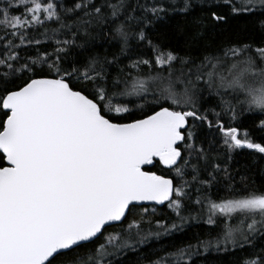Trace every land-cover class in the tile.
Segmentation results:
<instances>
[{
  "label": "snow or ice",
  "instance_id": "1",
  "mask_svg": "<svg viewBox=\"0 0 264 264\" xmlns=\"http://www.w3.org/2000/svg\"><path fill=\"white\" fill-rule=\"evenodd\" d=\"M180 2L0 0V264H120L193 221L206 230L148 264H264V186L230 171L239 150L264 157V137L233 126L247 114L264 131V42L165 51L149 30ZM221 3L264 17V0Z\"/></svg>",
  "mask_w": 264,
  "mask_h": 264
},
{
  "label": "trees",
  "instance_id": "2",
  "mask_svg": "<svg viewBox=\"0 0 264 264\" xmlns=\"http://www.w3.org/2000/svg\"><path fill=\"white\" fill-rule=\"evenodd\" d=\"M193 7L187 13L169 11L164 18L155 22L154 26L149 30V35L154 42L163 45L165 51L172 50L179 53L180 56L190 55L198 58L208 52H215L229 43H243L249 42L253 45H258L264 42V30L260 28V20L264 17L260 15H239L233 16L230 9L223 6L221 0H191ZM211 5V7L209 6ZM182 6V0L180 2ZM216 11L225 15L226 19L223 22L215 23L210 20L211 12ZM204 21L203 25H198V21ZM203 33L199 36V33ZM199 36V38H198ZM47 50L51 51L52 44H46ZM43 50V49H42ZM94 51L101 55L111 54L116 51L115 46L107 44L99 45ZM147 51L146 49H137L133 52V58L140 52ZM124 63H128L127 60ZM179 69V64L175 65ZM147 71V69H145ZM115 74V73H113ZM214 101L209 99L205 103V107L213 104ZM218 110V109H217ZM258 117L253 115H244L240 121L233 126H237L243 134L247 130L256 142H261L260 138L264 137V131L255 127ZM207 133V141L214 139L212 130L205 129ZM218 139V137H216ZM195 162V161H193ZM147 170L156 171L158 174H168L167 170L162 169L159 165L156 167L146 168ZM211 170V169H209ZM230 171L234 175L235 181L239 182L241 175L247 176L249 181H254L257 186H264V157L261 154L253 153L251 150H239L235 154L230 166ZM206 175V173H204ZM221 174V178H222ZM190 179V174L186 177ZM193 186V198L194 197ZM151 206V205H150ZM153 222L156 219L164 220L170 216V211L167 204L157 207ZM139 209H133V212H138ZM133 215L129 214L128 219H132ZM135 218H139L138 216ZM127 223V220L124 222ZM147 228V225L144 226ZM207 226L190 222L186 226V231L182 234H175L171 238H162L160 241L152 239L148 245L141 246L137 252H127L118 257L120 264H148V260L153 259L155 255H162L163 253L157 251L161 246H165V250H170L172 245L179 246L181 243H186L192 239L195 234L203 233ZM106 231H114L112 228ZM99 242V241H97ZM146 257V258H145ZM195 264H228V257L208 253L200 257H194ZM115 264V262H114Z\"/></svg>",
  "mask_w": 264,
  "mask_h": 264
},
{
  "label": "water",
  "instance_id": "3",
  "mask_svg": "<svg viewBox=\"0 0 264 264\" xmlns=\"http://www.w3.org/2000/svg\"><path fill=\"white\" fill-rule=\"evenodd\" d=\"M150 167H152V166H145V168H150ZM147 170V169H146ZM145 203H148V202H145ZM166 204V203H165ZM155 206H157V207H161V206H163V205H155Z\"/></svg>",
  "mask_w": 264,
  "mask_h": 264
}]
</instances>
